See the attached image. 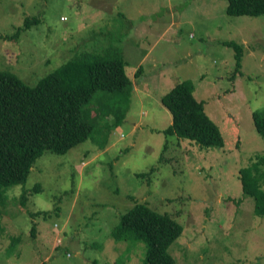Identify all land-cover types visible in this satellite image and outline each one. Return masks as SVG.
Here are the masks:
<instances>
[{
  "label": "rangeland",
  "instance_id": "374dc122",
  "mask_svg": "<svg viewBox=\"0 0 264 264\" xmlns=\"http://www.w3.org/2000/svg\"><path fill=\"white\" fill-rule=\"evenodd\" d=\"M226 5L0 0V70L35 85L72 55L111 47L131 81L123 91L96 90L81 107L91 136L64 154L45 150L23 184L7 187L0 264H141L144 241L110 235L135 202L180 224L168 248L173 264H264V215L253 214L239 177L264 155L252 120L264 114V15L229 16ZM26 19L35 23L24 28ZM225 42L242 49L237 71ZM180 80L203 101L221 147L164 133L171 114L161 96ZM260 185L264 192V175Z\"/></svg>",
  "mask_w": 264,
  "mask_h": 264
},
{
  "label": "trees",
  "instance_id": "16d2710c",
  "mask_svg": "<svg viewBox=\"0 0 264 264\" xmlns=\"http://www.w3.org/2000/svg\"><path fill=\"white\" fill-rule=\"evenodd\" d=\"M225 11L229 16L264 15V0H227ZM32 23L35 21L26 19L24 28ZM224 45L234 50L237 71L242 49L234 42ZM110 48L101 53L78 52L35 85L24 83L14 72L0 70V204L7 187L23 184L34 161L45 150L64 154L90 135L92 128L81 116V107L96 90L109 93L131 85L122 68L120 51ZM191 89L188 80H180L161 96L162 104L171 114V123L164 133L193 141L202 148L221 147L223 139L218 127L203 112V101L196 99ZM252 120L255 132L264 139V114L253 111ZM118 122L114 119V123ZM93 140L97 142L94 137ZM259 164L264 165V155H255L251 165L239 172L242 192L252 197L255 216L264 215V192L260 188L264 174L258 170ZM34 190L38 191V185ZM34 230L32 225L31 234ZM180 232L181 226L175 219L154 212L145 203L135 202L120 215L110 235L117 241H144L141 264H173L168 248Z\"/></svg>",
  "mask_w": 264,
  "mask_h": 264
}]
</instances>
